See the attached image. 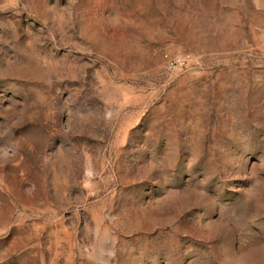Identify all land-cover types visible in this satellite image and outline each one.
Here are the masks:
<instances>
[{
  "label": "rangeland",
  "instance_id": "obj_1",
  "mask_svg": "<svg viewBox=\"0 0 264 264\" xmlns=\"http://www.w3.org/2000/svg\"><path fill=\"white\" fill-rule=\"evenodd\" d=\"M0 264H264V0H0Z\"/></svg>",
  "mask_w": 264,
  "mask_h": 264
}]
</instances>
